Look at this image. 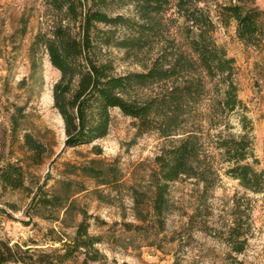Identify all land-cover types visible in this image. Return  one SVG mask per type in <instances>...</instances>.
Instances as JSON below:
<instances>
[{"label":"trees","instance_id":"obj_1","mask_svg":"<svg viewBox=\"0 0 264 264\" xmlns=\"http://www.w3.org/2000/svg\"><path fill=\"white\" fill-rule=\"evenodd\" d=\"M40 1L54 18L50 29L38 32L31 41V69L36 67L37 51L43 50L59 73L52 87V104L62 121L64 148L91 146L93 158L83 165L64 164L63 175L75 179L57 180L49 190L45 185H37L34 191L27 188L25 170L18 161L0 165L2 191L31 195L25 212L29 218L59 221L69 227L67 219L80 216L73 225V237L59 249L46 252L0 240V264H65L76 254L85 255V262L102 257L95 248L102 238L88 233L86 211L74 213V197L86 191L80 179L119 192L121 170L116 161L100 159L102 149L94 144L107 136L112 110L134 121L137 136L156 133L173 139L155 157L146 184L129 187L132 216L138 224L124 223L125 231L162 233L172 209L170 185L192 179L202 185V196H206L219 180L218 166L224 164V175L237 181L244 194L232 198L230 222L218 237L232 253L241 254L252 229L249 195L264 201V170L255 169L258 160L253 154L252 126L238 97L234 60L212 37L215 24L203 7L207 0ZM253 1L227 0L214 5L222 22H235L238 41L257 48L264 40V27L262 12ZM122 9L129 13H120ZM169 11L173 16H166ZM111 49L123 53L124 59H133L142 70L116 73ZM141 56L146 62L140 61ZM17 111L18 117L11 119L12 132L22 117V108ZM230 114L237 116L239 133L210 134L208 129H215L218 120ZM22 148L28 166L42 163L43 142L24 134ZM93 193L104 201L98 189Z\"/></svg>","mask_w":264,"mask_h":264},{"label":"rangeland","instance_id":"obj_2","mask_svg":"<svg viewBox=\"0 0 264 264\" xmlns=\"http://www.w3.org/2000/svg\"><path fill=\"white\" fill-rule=\"evenodd\" d=\"M214 2L224 4L227 0H207L203 7L215 24L212 37L216 45L234 60L238 97L252 126L253 154L258 160L255 169L264 170V40L257 48L240 43L235 22H222ZM253 2L262 12L264 27V0ZM119 12L128 14L129 9ZM172 12L166 16H173ZM53 18L54 14L40 0H0V165L18 161L25 170L24 185L31 191L37 185H45L44 189L49 190L57 180L75 179L63 175L64 164L83 165L93 158L91 146L64 148L62 121L52 104V87L59 73L43 50L37 51L36 67L31 69V41L38 32L50 29ZM109 52L116 73L142 70L133 59H124L120 51ZM139 59L146 62L144 56ZM18 108H22V117L17 118V129L12 132L11 119L18 117ZM225 121L229 129L224 127ZM218 122L215 129H208L210 134L239 133L235 114ZM204 128H208L206 124ZM24 134H31L46 145L40 165L28 166L25 161ZM171 140L156 133L137 136L134 121L112 110L107 136L94 144L102 149L100 159L106 163L116 161L121 170L119 192L80 179L86 191L74 197V213L78 209L86 211L90 216L88 233L102 238L95 246L102 257L96 262H85V255L76 254L65 264H264V201L260 197L249 195L252 229L241 254L232 253L218 237L230 222L232 198L244 194L237 181L224 175V164H218L219 180L206 196H202V185L192 179L182 178L170 185L172 209L162 233L152 236L149 232L125 231L124 223L138 224L132 216L129 187L146 184L155 167V157ZM94 189L105 196L104 201L96 198ZM30 198L26 191L0 189V240L46 252L59 249L61 243L73 237V225L80 221V216L74 214L67 219L69 227L59 221L29 218L25 212Z\"/></svg>","mask_w":264,"mask_h":264}]
</instances>
